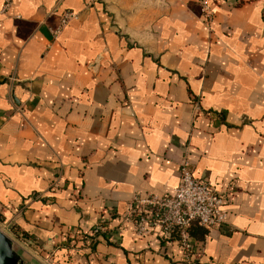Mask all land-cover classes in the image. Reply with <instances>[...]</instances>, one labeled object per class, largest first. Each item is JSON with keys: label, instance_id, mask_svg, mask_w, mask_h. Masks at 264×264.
I'll return each mask as SVG.
<instances>
[{"label": "crops", "instance_id": "obj_1", "mask_svg": "<svg viewBox=\"0 0 264 264\" xmlns=\"http://www.w3.org/2000/svg\"><path fill=\"white\" fill-rule=\"evenodd\" d=\"M210 1L209 26L193 0L0 13V225L26 264H184L175 239L119 222L184 159L229 193L222 224L189 230L200 264H264V0Z\"/></svg>", "mask_w": 264, "mask_h": 264}, {"label": "built area", "instance_id": "obj_2", "mask_svg": "<svg viewBox=\"0 0 264 264\" xmlns=\"http://www.w3.org/2000/svg\"><path fill=\"white\" fill-rule=\"evenodd\" d=\"M193 1L199 7L203 23L209 26L214 15L211 1ZM10 5L11 0H4L0 13H5ZM76 17L77 14L72 10H61L59 26L53 31L54 36ZM51 184L57 186L58 181L54 180ZM228 194L213 190L208 181L194 177L184 159L179 163V183L173 192L162 197L134 195L126 210L119 215L120 226L130 223L137 237L158 233L165 241L175 239L183 263L200 264L201 247L192 239L189 230L193 225L211 228L222 224L225 217L223 205ZM105 230L103 221H98L90 228L89 236L96 237Z\"/></svg>", "mask_w": 264, "mask_h": 264}, {"label": "water", "instance_id": "obj_3", "mask_svg": "<svg viewBox=\"0 0 264 264\" xmlns=\"http://www.w3.org/2000/svg\"><path fill=\"white\" fill-rule=\"evenodd\" d=\"M0 264H26L12 240L0 230Z\"/></svg>", "mask_w": 264, "mask_h": 264}, {"label": "rangeland", "instance_id": "obj_4", "mask_svg": "<svg viewBox=\"0 0 264 264\" xmlns=\"http://www.w3.org/2000/svg\"><path fill=\"white\" fill-rule=\"evenodd\" d=\"M0 230H1L2 232H4V233L8 236V234H9L8 230H6L5 228H2L1 225H0Z\"/></svg>", "mask_w": 264, "mask_h": 264}, {"label": "trees", "instance_id": "obj_5", "mask_svg": "<svg viewBox=\"0 0 264 264\" xmlns=\"http://www.w3.org/2000/svg\"><path fill=\"white\" fill-rule=\"evenodd\" d=\"M194 226V225H193ZM198 226V225H197Z\"/></svg>", "mask_w": 264, "mask_h": 264}]
</instances>
